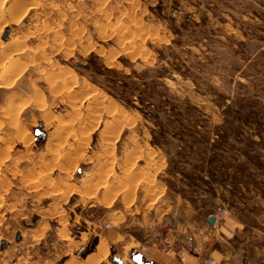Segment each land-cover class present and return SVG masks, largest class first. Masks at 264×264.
<instances>
[{"label": "rangeland", "instance_id": "1", "mask_svg": "<svg viewBox=\"0 0 264 264\" xmlns=\"http://www.w3.org/2000/svg\"><path fill=\"white\" fill-rule=\"evenodd\" d=\"M2 50L0 264L264 229V0H0Z\"/></svg>", "mask_w": 264, "mask_h": 264}, {"label": "crops", "instance_id": "2", "mask_svg": "<svg viewBox=\"0 0 264 264\" xmlns=\"http://www.w3.org/2000/svg\"><path fill=\"white\" fill-rule=\"evenodd\" d=\"M208 218L171 227L163 237L155 234L149 243L124 239L121 253L111 249L114 244L98 238L84 257L63 264H264V229L250 228L241 233L238 225L227 220L219 224L217 219L210 225ZM164 244L169 246V253L163 250Z\"/></svg>", "mask_w": 264, "mask_h": 264}, {"label": "bare ground", "instance_id": "3", "mask_svg": "<svg viewBox=\"0 0 264 264\" xmlns=\"http://www.w3.org/2000/svg\"><path fill=\"white\" fill-rule=\"evenodd\" d=\"M14 7V6H13ZM16 8V7H15ZM6 44L9 46V47H11V45H16L17 43H16V40H13V39H9V40H7L6 41ZM6 46V45H5ZM4 50H2L1 52H0V58H5V53L3 52ZM17 56H19V55H17ZM17 56H15L14 58L15 59H13V61H12V63H11V67L10 68H8V70H6V72H0V80L2 79V78H5V76L7 75V74H9V72H10V69L11 68H13V66L15 65V64H17L18 62H19V57H17ZM13 71V70H12ZM11 73V72H10ZM7 77V76H6ZM1 86V85H0ZM100 252V251H99ZM102 254V253H101Z\"/></svg>", "mask_w": 264, "mask_h": 264}, {"label": "water", "instance_id": "4", "mask_svg": "<svg viewBox=\"0 0 264 264\" xmlns=\"http://www.w3.org/2000/svg\"><path fill=\"white\" fill-rule=\"evenodd\" d=\"M208 223H209L210 225H213V224L215 223V217H214V216H210V217L208 218Z\"/></svg>", "mask_w": 264, "mask_h": 264}, {"label": "built area", "instance_id": "5", "mask_svg": "<svg viewBox=\"0 0 264 264\" xmlns=\"http://www.w3.org/2000/svg\"><path fill=\"white\" fill-rule=\"evenodd\" d=\"M215 217V216H214ZM217 219V217H215V220ZM166 253H169L170 251H169V249H166V251H165Z\"/></svg>", "mask_w": 264, "mask_h": 264}]
</instances>
